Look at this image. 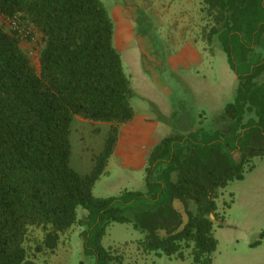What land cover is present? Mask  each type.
<instances>
[{"label":"trees","instance_id":"16d2710c","mask_svg":"<svg viewBox=\"0 0 264 264\" xmlns=\"http://www.w3.org/2000/svg\"><path fill=\"white\" fill-rule=\"evenodd\" d=\"M203 2L206 14L214 17L212 32L223 25L230 48L244 28L264 30V0ZM13 15L39 35V67L0 19V264H38L25 246L32 227L44 232L37 251H54L61 234L77 223L79 207L89 211V220L126 223L128 207L144 197L155 204L135 215V227L148 231L140 242L144 250L172 256L191 248L194 264H213L218 241L211 214L218 189L244 179L245 165L252 169L253 158L264 155V127L255 131L253 126L240 162L233 158L234 149L216 138L223 134L219 130L204 144L193 137L198 132L165 137L148 159V170L158 174L155 180L146 178L148 196L135 191L95 197L93 188L114 153L119 126L135 117L131 82L114 45V22L101 0H0V16ZM252 78L240 84L236 101L222 115L232 122L237 139L246 111L264 121V81ZM76 118L109 125L87 173L71 163ZM175 198L192 201L196 211L188 209L183 232L160 242L157 229L172 232L181 222L171 208ZM87 249L98 264L122 263L100 243Z\"/></svg>","mask_w":264,"mask_h":264},{"label":"rangeland","instance_id":"374dc122","mask_svg":"<svg viewBox=\"0 0 264 264\" xmlns=\"http://www.w3.org/2000/svg\"><path fill=\"white\" fill-rule=\"evenodd\" d=\"M101 1L114 22L115 34H123L118 42L114 37V45L131 82L130 102L136 120L119 126L121 138L93 195L118 198L128 192L146 194L147 176L155 180L158 174H151L149 162L142 168L139 162L170 135L198 132L193 137L204 144L219 130L223 134L216 138L230 145L234 160L240 162L253 126L260 131L264 121L246 111L244 128L238 126L242 134L237 139L232 122L222 115L226 106L236 101L240 84H245L250 74L256 78L253 81H264V30L244 28L233 36L230 48V34L223 25L212 32L214 17L206 14L203 0ZM35 35V43L21 40V46L39 67V35ZM260 65L263 69L259 75ZM183 120L189 122L191 131L182 130ZM108 127L75 119L71 135L74 168L90 171L92 157L101 152ZM137 153L139 161L133 156ZM250 164L253 168L245 165L244 179L218 189L217 209L211 215L218 241L213 264H264V155L254 157ZM154 206L147 197L137 199L125 213L130 219L126 223L89 220V211L79 207L77 223L61 234L54 251L38 252L36 247L44 239V232L30 228L25 241L28 256L38 264H98L97 257L86 248L93 249L100 243L122 260L105 264H194L191 248L185 247L182 255L168 256L141 246L148 231L135 227V215ZM188 209L195 212L196 205L188 201Z\"/></svg>","mask_w":264,"mask_h":264},{"label":"water","instance_id":"95a60500","mask_svg":"<svg viewBox=\"0 0 264 264\" xmlns=\"http://www.w3.org/2000/svg\"><path fill=\"white\" fill-rule=\"evenodd\" d=\"M171 208L176 212V214L180 216L181 222L179 226L172 232H168L166 228L157 229L156 237L160 242H165L172 236H176L183 232L190 221V215L188 213V204H186L184 201L179 198H175L171 203Z\"/></svg>","mask_w":264,"mask_h":264},{"label":"built area","instance_id":"2783aa9c","mask_svg":"<svg viewBox=\"0 0 264 264\" xmlns=\"http://www.w3.org/2000/svg\"><path fill=\"white\" fill-rule=\"evenodd\" d=\"M1 21L5 27L13 32L22 41L36 42V35L30 26L24 25L17 15L13 16H0Z\"/></svg>","mask_w":264,"mask_h":264},{"label":"crops","instance_id":"0c3cea01","mask_svg":"<svg viewBox=\"0 0 264 264\" xmlns=\"http://www.w3.org/2000/svg\"><path fill=\"white\" fill-rule=\"evenodd\" d=\"M120 36H123V34H115L114 35V37H115V40L118 42V39L120 38ZM135 120H136V118L134 117V119L132 120V121H130V122H128V123H133V122H135ZM128 123H126V124H128ZM189 122H187V121H182L181 122V126H183L184 128H182V130L184 131V132H189V131H191L190 129L191 128H189ZM105 136V135H104ZM119 137L121 138V136H120V134H119ZM119 138V139H120ZM118 142H119V140H118ZM117 142V143H118ZM160 143V142H159ZM157 145V144H156ZM155 145V146H156ZM117 146V145H116ZM152 148V147H151ZM115 149H116V147H115ZM115 151V150H114ZM151 152L152 151H150V152H148V154L147 155H145L144 156V158H143V160L142 161H140L139 163H141L140 164V166H139V168H142L143 166H146L147 164H148V159H149V156H150V154H151ZM135 158H138V161H139V159H141V156H140V153H137V155H133ZM91 166H92V164H91ZM91 170V169H90ZM89 172V171H88ZM84 173V172H83ZM85 173H87V172H85Z\"/></svg>","mask_w":264,"mask_h":264}]
</instances>
